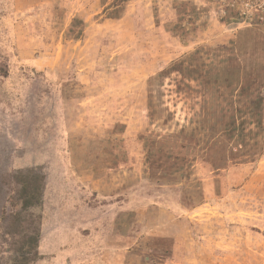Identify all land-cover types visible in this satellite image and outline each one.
Returning a JSON list of instances; mask_svg holds the SVG:
<instances>
[{
  "label": "rangeland",
  "instance_id": "obj_1",
  "mask_svg": "<svg viewBox=\"0 0 264 264\" xmlns=\"http://www.w3.org/2000/svg\"><path fill=\"white\" fill-rule=\"evenodd\" d=\"M26 263L264 264V1L0 0V264Z\"/></svg>",
  "mask_w": 264,
  "mask_h": 264
},
{
  "label": "trees",
  "instance_id": "obj_2",
  "mask_svg": "<svg viewBox=\"0 0 264 264\" xmlns=\"http://www.w3.org/2000/svg\"><path fill=\"white\" fill-rule=\"evenodd\" d=\"M13 178L14 180H16V184L18 187V190L16 192V203L20 204L23 210L34 206H40L42 204L44 185L40 184L41 182L39 183L37 181V178L32 170L20 171L18 172L17 177ZM13 205H16L15 202L13 203ZM14 215L23 218L20 212H17ZM21 218L20 220H17L18 224L22 223ZM37 240V237L32 236L30 243L35 247V243L37 242ZM35 259L36 258H33L32 261H34Z\"/></svg>",
  "mask_w": 264,
  "mask_h": 264
},
{
  "label": "built area",
  "instance_id": "obj_3",
  "mask_svg": "<svg viewBox=\"0 0 264 264\" xmlns=\"http://www.w3.org/2000/svg\"><path fill=\"white\" fill-rule=\"evenodd\" d=\"M256 1H257V2H263L264 0H260V1H259V0H256Z\"/></svg>",
  "mask_w": 264,
  "mask_h": 264
}]
</instances>
